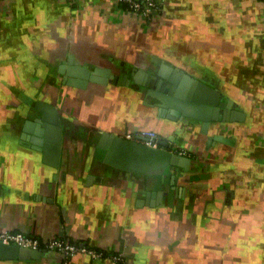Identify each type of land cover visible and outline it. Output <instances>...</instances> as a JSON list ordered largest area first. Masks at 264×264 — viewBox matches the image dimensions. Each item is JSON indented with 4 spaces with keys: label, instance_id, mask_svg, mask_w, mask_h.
<instances>
[{
    "label": "crops",
    "instance_id": "crops-1",
    "mask_svg": "<svg viewBox=\"0 0 264 264\" xmlns=\"http://www.w3.org/2000/svg\"><path fill=\"white\" fill-rule=\"evenodd\" d=\"M173 73L213 87L223 111L166 116L153 91ZM146 129L188 168L104 160L101 132ZM0 230L42 249L0 264H63L52 238L101 251L65 264H264V0H161L149 18L117 0H0Z\"/></svg>",
    "mask_w": 264,
    "mask_h": 264
},
{
    "label": "water",
    "instance_id": "water-1",
    "mask_svg": "<svg viewBox=\"0 0 264 264\" xmlns=\"http://www.w3.org/2000/svg\"><path fill=\"white\" fill-rule=\"evenodd\" d=\"M85 67H69L67 73L80 74L87 78ZM174 74V73H173ZM175 77L171 78L174 84H169L166 89L157 87L153 93L165 101L166 116L171 117L177 113L173 108L190 106L195 108L214 107V111H223L222 102L218 101V91L209 84L192 79L190 82H181ZM91 78V77H90ZM93 78V77H92ZM79 82V81H78ZM80 83V82H79ZM36 107L41 111V121L59 125V115L55 107L49 103H38ZM196 112V109H195ZM194 112V114H196ZM199 115V114H197ZM204 116H208V113ZM215 116V115H214ZM220 116L218 115V118ZM205 122L206 119H205ZM34 131L36 137H31L33 143L40 144L43 139L45 125H38ZM105 151L104 160L113 165L145 174H162L167 172L170 165L188 168L189 157L171 151L166 148V143L159 141V146H151L140 140L126 138L120 134L108 131L101 132L97 143ZM42 249L20 246L16 243L0 241V259L15 258H37L41 255Z\"/></svg>",
    "mask_w": 264,
    "mask_h": 264
},
{
    "label": "built area",
    "instance_id": "built-area-1",
    "mask_svg": "<svg viewBox=\"0 0 264 264\" xmlns=\"http://www.w3.org/2000/svg\"><path fill=\"white\" fill-rule=\"evenodd\" d=\"M118 2H127L128 9L134 11L143 18H149L151 14L157 11L161 6V0H117ZM126 138L140 140L143 143L151 146H159L160 137L153 130H139L134 133L127 132L123 135ZM182 155H187L185 149H176ZM0 241L6 243H16L20 246L38 248L40 242L36 237L27 235L21 231L16 230H0ZM45 247L58 250L63 255V264L67 262L70 255L76 251L87 252L92 256L101 255V251L89 248L85 245H80L75 242H68L60 238H52L44 242ZM113 259L112 264H123V256L121 253H114L111 255Z\"/></svg>",
    "mask_w": 264,
    "mask_h": 264
},
{
    "label": "trees",
    "instance_id": "trees-1",
    "mask_svg": "<svg viewBox=\"0 0 264 264\" xmlns=\"http://www.w3.org/2000/svg\"><path fill=\"white\" fill-rule=\"evenodd\" d=\"M121 4H123L124 6L128 7V3L127 2H119Z\"/></svg>",
    "mask_w": 264,
    "mask_h": 264
}]
</instances>
